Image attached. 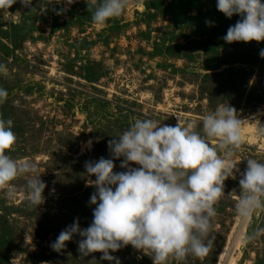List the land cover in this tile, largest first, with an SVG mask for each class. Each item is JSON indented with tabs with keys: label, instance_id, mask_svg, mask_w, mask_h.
Returning <instances> with one entry per match:
<instances>
[{
	"label": "rangeland",
	"instance_id": "obj_1",
	"mask_svg": "<svg viewBox=\"0 0 264 264\" xmlns=\"http://www.w3.org/2000/svg\"><path fill=\"white\" fill-rule=\"evenodd\" d=\"M171 1L128 0L121 15L103 25L92 22L99 0H75L71 5L63 0H32L30 8L17 2L8 10L0 9V41L14 50L9 59H3L0 51L4 67L0 88L8 93L0 103V119L12 121L16 136L8 154L32 161L46 185L44 202L38 207L26 200L27 177L11 182L12 198L8 188H0V264H111L100 260L99 252L81 256L78 235L60 252L50 247L74 218L81 228L92 221L95 206L89 204V197L95 189L87 182L95 177L85 173V162L110 158L108 141L135 119L173 126L180 121L200 131L204 115L226 104L243 120V143L230 158L236 178L224 181L225 194L236 192L215 206L207 254L189 255L182 262L172 258L168 264L264 260V234L243 240L264 227V213L255 216L257 223L252 219L242 224L235 212L246 160L264 162V137L256 135L258 127L264 126V102L256 112L245 105L253 89L264 92L260 91L264 68L237 63L209 66L207 61L216 56L235 62L238 54L230 48L221 55L196 52L205 40L172 22L176 18L168 8ZM239 71H245L241 79L248 83L247 89L242 93L239 84L240 91L233 94L227 81ZM92 99L100 102L94 104ZM89 140L90 149L85 143ZM211 143L216 146L218 141ZM114 164V171H124L120 160ZM110 255L121 264H152L148 255L130 245Z\"/></svg>",
	"mask_w": 264,
	"mask_h": 264
},
{
	"label": "clouds",
	"instance_id": "obj_2",
	"mask_svg": "<svg viewBox=\"0 0 264 264\" xmlns=\"http://www.w3.org/2000/svg\"><path fill=\"white\" fill-rule=\"evenodd\" d=\"M17 2L25 8L32 4V0H0V9L8 10ZM63 2L71 5L75 0ZM127 4L128 0H99L92 22L105 24L120 16ZM215 6L226 18L240 17L222 37L226 43L264 41V0H216ZM205 24L213 26L208 20ZM259 56L264 59V49ZM7 94L0 88V103ZM242 132L243 120L229 104L204 115L200 131L180 121L173 126L150 118L135 119L108 141L110 158L84 164L85 173L95 177L87 182L95 189L89 197V204L95 206L91 223L81 228L74 218L50 244L51 249L60 252L78 235L81 256L99 252L100 260L111 264L121 262L110 252L129 245L148 255L152 264H168L172 258L182 262L189 255L202 258L212 245L215 206L236 192L225 194L224 181L236 178L230 158L241 148ZM256 135L264 137V126L258 127ZM213 140L218 141L216 146ZM15 143L12 121L0 119V188H8L7 195L12 198L11 182L25 176L26 200L38 207L44 202L46 185L32 161L8 154ZM85 143L90 149L92 141ZM114 160H120L119 167L124 171H114ZM238 183L235 212L242 224H248L258 213H264V162L248 158ZM261 234L264 227L244 235L243 240Z\"/></svg>",
	"mask_w": 264,
	"mask_h": 264
},
{
	"label": "trees",
	"instance_id": "obj_3",
	"mask_svg": "<svg viewBox=\"0 0 264 264\" xmlns=\"http://www.w3.org/2000/svg\"><path fill=\"white\" fill-rule=\"evenodd\" d=\"M216 0H172L171 4L168 6L170 9V13L176 18L172 21L174 24L179 26L184 25L183 28L188 27L191 31L194 32V35H199L198 37L204 39V42L199 43V47L196 48V52L203 51L207 56L210 54L216 55L226 53L228 48L233 49V53L238 54V60L236 59L235 62H227L224 61L221 57L216 56V58L208 60L209 66L212 67H222L227 65H234L240 64L242 66H249L251 68H264V60H261L259 56V52L264 47V41L256 42H232L226 43L222 37L226 34L227 29L229 26L234 25L239 16L233 15L231 18H226L223 13L219 12L216 9ZM189 11H194L192 14L188 15ZM194 13V14H193ZM213 22V26H206L205 21ZM258 46V47H257ZM185 49V52L188 54V50L186 45L182 46ZM259 50V51H258ZM0 51L2 52L3 59H9L12 57L14 50H10L6 47V45L0 41ZM221 51V52H220ZM187 56H184L187 59ZM226 72V71H225ZM240 72V71H239ZM245 71H241L238 75V80H235V77L229 78L227 85L230 84V87L233 88V94H235V90L238 92L240 88L238 87L241 84L244 88L242 93L247 89L248 83L241 79L245 74ZM229 73V70L226 72ZM264 75V73H262ZM222 75V74H221ZM220 75V76H221ZM219 76V77H220ZM210 76H207L208 78ZM216 77H218L216 75ZM223 91V89H222ZM264 91V90H260ZM241 97H243L241 95ZM94 104H98L100 100L92 99ZM264 102V92H258L257 90L251 91L248 94V101H246V108L251 107V112H256V108L263 104ZM253 221L257 223L258 220L253 218ZM258 264H264V260H259Z\"/></svg>",
	"mask_w": 264,
	"mask_h": 264
}]
</instances>
